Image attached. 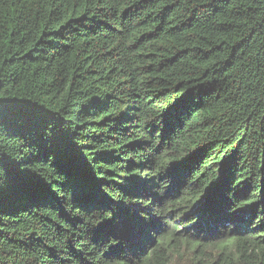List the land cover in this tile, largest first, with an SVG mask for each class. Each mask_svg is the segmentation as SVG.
Listing matches in <instances>:
<instances>
[{"label":"trees","instance_id":"trees-1","mask_svg":"<svg viewBox=\"0 0 264 264\" xmlns=\"http://www.w3.org/2000/svg\"><path fill=\"white\" fill-rule=\"evenodd\" d=\"M0 264H264V0H0Z\"/></svg>","mask_w":264,"mask_h":264}]
</instances>
